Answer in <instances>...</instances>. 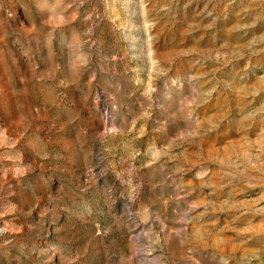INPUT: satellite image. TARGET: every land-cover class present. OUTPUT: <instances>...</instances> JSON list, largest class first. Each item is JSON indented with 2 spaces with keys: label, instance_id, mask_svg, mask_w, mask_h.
<instances>
[{
  "label": "rangeland",
  "instance_id": "1",
  "mask_svg": "<svg viewBox=\"0 0 264 264\" xmlns=\"http://www.w3.org/2000/svg\"><path fill=\"white\" fill-rule=\"evenodd\" d=\"M0 264H264V0H0Z\"/></svg>",
  "mask_w": 264,
  "mask_h": 264
}]
</instances>
